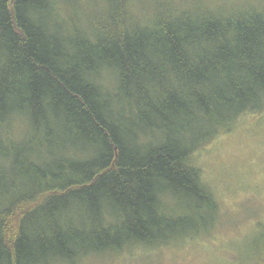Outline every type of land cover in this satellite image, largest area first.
Here are the masks:
<instances>
[{
    "label": "trees",
    "instance_id": "obj_1",
    "mask_svg": "<svg viewBox=\"0 0 264 264\" xmlns=\"http://www.w3.org/2000/svg\"><path fill=\"white\" fill-rule=\"evenodd\" d=\"M262 111L264 0H0V264L201 237L194 154Z\"/></svg>",
    "mask_w": 264,
    "mask_h": 264
},
{
    "label": "rangeland",
    "instance_id": "obj_2",
    "mask_svg": "<svg viewBox=\"0 0 264 264\" xmlns=\"http://www.w3.org/2000/svg\"><path fill=\"white\" fill-rule=\"evenodd\" d=\"M193 162L218 201L201 237L75 264H264V111L240 116Z\"/></svg>",
    "mask_w": 264,
    "mask_h": 264
}]
</instances>
